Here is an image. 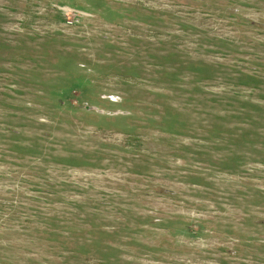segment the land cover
Masks as SVG:
<instances>
[{
	"label": "rangeland",
	"instance_id": "obj_1",
	"mask_svg": "<svg viewBox=\"0 0 264 264\" xmlns=\"http://www.w3.org/2000/svg\"><path fill=\"white\" fill-rule=\"evenodd\" d=\"M0 264H264V0H0Z\"/></svg>",
	"mask_w": 264,
	"mask_h": 264
}]
</instances>
